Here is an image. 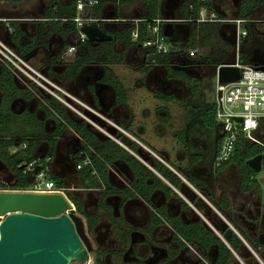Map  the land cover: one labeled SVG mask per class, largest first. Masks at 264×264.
Segmentation results:
<instances>
[{"label": "crops", "instance_id": "1", "mask_svg": "<svg viewBox=\"0 0 264 264\" xmlns=\"http://www.w3.org/2000/svg\"><path fill=\"white\" fill-rule=\"evenodd\" d=\"M71 1L58 0V3L64 6L69 5ZM166 2L167 0H161L160 2L161 16L168 13V7L165 5ZM214 3H216L215 0H213V5ZM179 4L172 9L174 14ZM45 10V0H24L15 6L0 2V40L17 53L19 51L17 46L21 47L23 51L26 47L33 45L32 49L22 57L33 68L39 70L67 94L96 110L102 118H105H100L101 122H99L105 129L106 126L110 125V120L107 119L110 118V115L106 112H112V117L116 119V122L112 123L133 139V143L137 145V149L134 153L119 146L137 159L156 178L155 180L153 177H148L146 183H144L146 186L149 184L159 185V180L178 195L177 188H174L153 169L152 165L154 164V160H156L178 176L181 182H188L194 189L195 187L188 181L189 178H192L197 184L202 183L207 197H204V199L198 197V200L192 206L185 202L188 209H182L179 200L172 196L167 197L165 195L167 191L161 188V185L160 189H155L148 196L145 186L141 187V183L133 175L130 166L121 159L114 161L108 167L106 181L109 185V191L101 196H96L100 187L84 189L78 184L79 173L72 174L73 156L77 148L80 149L83 147L85 142L70 128L65 129L57 139L55 151L52 156V176L58 178L60 181L69 178V176H73V183L80 186L83 192L88 193L87 198L80 204L81 207H83L84 202L88 198L92 197L94 205L100 206L102 208L101 210L107 214L105 223L112 225V228L118 231L128 230L129 237L124 242L129 245V256H133V261L135 259L146 264L148 260L154 259L157 250H160L162 253L160 259H167L168 261L173 259L176 261V264H216L219 259L220 261L223 260V256L221 257L217 253L216 245H211L207 249H204L202 254L194 251L195 249H191L190 244L185 243L173 229L174 223L182 222L185 226L199 224L202 228L210 231L212 236L217 237L233 254V258L228 260L227 264H264V195L261 193V190L258 188L255 191H251L250 194L242 193L240 190V173L234 164H229L225 168L217 171H209L206 167L200 165L201 155L199 153H193L191 155L197 158L199 157L197 163L190 162L188 158L190 155H187V159H184L185 156L183 154H179L178 159H175L174 163H168L170 156L163 150H158L155 146L153 147L149 144L150 137L146 135L145 126L137 123L135 118L131 116L127 104L126 91L112 67H130L133 71H139L143 74L142 77H144L143 84L148 87L155 80H166V83L174 86L179 83L180 79H166L165 69L159 65H154L151 70L145 72V63H147L149 55H144L145 51L138 47H133L127 51L125 50L124 52L135 50L138 55H141L142 59L141 64L138 66L135 62H130L129 59H126L125 56L124 63L109 66L111 72L122 85L126 98L125 103L117 104L112 87L100 81L103 76L102 66L85 64L75 76L70 72L69 66L74 62L75 55L81 49L77 46L76 32L67 33L66 36H61L59 33H52L45 41L39 44L36 43L37 40L34 36L39 23L50 22V20L44 19ZM21 12L23 15H16V13ZM222 13L224 16V12ZM121 14L122 11L118 10L113 4L104 5L100 10V18L103 19L123 20ZM137 17L131 18L130 20L137 19ZM66 22L62 21L61 24L66 25ZM119 23L121 22L112 21L102 23L103 27L108 30V33H105L110 35L109 33L116 29ZM13 24L22 32L17 39V44L12 40L14 33ZM172 31L174 33L173 39L175 40V44L183 47L184 45L177 40L179 39L178 35L181 34L179 25L175 24ZM70 48H74V51L67 54ZM117 51L122 52V49ZM63 54H66V57L64 61H61L59 58ZM1 65L3 64L0 62ZM178 66L180 69L177 70L181 71L185 67L183 65L181 66V64ZM159 69H163L165 73L162 75ZM12 78L18 88L29 89L32 96L30 99H24L21 96L17 97L10 104V110L16 114V109H19L16 115L29 113L37 121L42 123L41 129L43 132L46 134L52 132L55 127V121L52 118L46 117L41 106H47L45 99L53 97L47 93L40 97L39 92L41 90L35 85L29 82L21 83L13 75ZM33 86L36 88L35 91L32 89ZM149 89L153 90L151 87ZM66 114L72 120L84 121L73 116L68 109L66 110ZM86 128L99 141L111 140L107 136L97 134V131L88 123H86ZM209 131L214 132L197 135L196 131H194L195 133H192L193 135L190 136V145H188L186 140L187 144L185 147L191 146L194 150L200 151L211 148L213 150V160L220 133L217 127L209 129ZM42 148H44V153L39 157L45 156L48 146ZM42 148L40 150H43ZM88 152L90 156L94 155L93 150L89 149ZM171 162L173 161L171 160ZM116 166H119L123 171L118 170ZM92 174H95V172ZM223 195L226 197L229 207L223 209V212L220 213L216 207H223L221 203ZM227 226H230L234 230L233 235L242 242V246L239 249L240 253L232 251L229 244L227 245L222 239V234ZM147 243L152 248L143 255L140 248ZM197 245L198 242L194 240L191 246L195 248ZM250 245L256 246V248ZM195 252H198L200 256L196 255ZM252 257L255 261L251 260Z\"/></svg>", "mask_w": 264, "mask_h": 264}, {"label": "trees", "instance_id": "2", "mask_svg": "<svg viewBox=\"0 0 264 264\" xmlns=\"http://www.w3.org/2000/svg\"><path fill=\"white\" fill-rule=\"evenodd\" d=\"M24 0H0V2L7 3L9 5H18ZM76 0H72L69 5H60L58 0H45L46 10L44 19L50 20V22L39 23L38 29L34 38L36 43H41L52 33H59L61 36H66L67 33L75 32L74 24L71 22L76 16ZM98 5L93 9V17L100 18V10L102 6L107 4H113L118 10L124 11L131 7H138L139 14L136 24L132 21L121 22L117 25L111 33L113 38L110 42L91 43L88 41L77 42V46L80 47V51L75 55L74 62L69 66V70L73 76H75L80 68L85 64H96L102 66L103 76L101 82L109 84L115 95V101L117 104L125 103L126 98L122 85L118 82L116 76L111 72L109 66L113 64H122L125 61L124 51L137 47L130 41V34L136 28L139 31L140 44L146 39L147 26H151L153 21L162 18L160 15V2L161 0H97ZM263 5V0H240L238 12L236 14V20H257L254 18L256 10ZM201 8H206L208 13L214 12L213 0H181L180 4L175 11V17L179 20H187V26L192 29V34L189 36L188 44L182 48L170 49V52L166 55L154 54L151 49L143 50L144 55H149L144 68L145 72H148L154 65L162 66L165 69L167 79H180L188 80V75L180 69V67L173 66L172 63L179 62L182 64L179 54H185L188 50H198V54L190 60V66H211L216 68L222 65H229L234 62L230 53V47L219 37L220 23H197L198 13ZM220 19L221 16H218ZM62 21H67L66 25L61 24ZM100 28L108 33V30L103 27L102 23L99 24ZM256 23H244L242 28L246 31L247 36L244 42H247L251 36L258 32ZM13 36L12 40L17 44V39L22 33L20 29L13 24ZM168 42V41H167ZM120 43L122 45V52L116 50V45ZM19 55L22 57L28 51H30L33 45L26 47L25 50H21V47L17 46ZM199 48L208 49L207 51L200 52ZM153 61V63L151 62ZM238 61L243 65L252 64L249 62L248 55L243 51L238 54ZM178 63V65H180ZM187 65H185L186 67ZM183 69V68H182ZM33 91L36 88L32 87ZM0 161L6 166V168L12 174V179L8 185H4L0 182V189L9 191H23L30 185V176L23 173V165L33 160L40 159L44 162L46 158H52L55 145L59 136L67 128L73 130L86 144L85 150H93L94 155L91 156L92 168H86L78 172V184L84 189H91L96 187H104L105 192L109 191V185L106 181V173L108 167L116 160L125 161L131 168L133 175L141 183V187L145 186L148 196L152 194L155 189H165L167 197L172 196L179 200L182 209H188L185 202L178 197L172 190L167 188L162 182L157 184H149L146 186V179L148 177L156 178L147 169H145L141 163L131 156L126 150L121 148L115 142L106 139L99 141L92 132L86 128L84 121H75L68 117L66 114L67 108L54 98L45 99L47 106H41L44 110L46 117L52 118L55 121V127L49 134H46L41 129L42 123L37 121L34 116L29 113H23L16 115L10 110V104L17 97H23L24 99H30L32 93L29 89L18 88L12 78L11 72L3 65L0 66ZM157 99H161V96L156 95ZM202 124L206 129H213L216 127L214 118V104L208 109L202 116ZM184 135L180 132V142L186 146V141L183 139ZM177 137V136H176ZM40 139H44L47 142V152L44 157L36 155V144ZM259 142L264 143L260 139ZM25 145V148H23ZM89 148V149H88ZM13 149H18L16 152H11ZM137 149L136 144H132L129 148L134 152ZM264 153V148L257 143L250 142L243 138H240L236 144L232 156L224 163L220 169L225 168L229 164H234L240 173V190L244 194H250L251 191H255L259 188V183L255 179L256 174L246 166V162L258 155ZM189 160L192 163H197L199 157L189 156ZM153 169L160 174L169 184L174 188H179L181 180L178 176L172 173L160 162L154 160L152 165ZM95 172V174H92ZM51 180L57 187L61 188V181L49 174ZM188 181L195 187L197 191L203 197H207L206 191L203 189L202 183L197 184L192 178ZM140 194L143 195L142 192ZM66 198L72 203L75 212L82 213L80 203L72 198L70 193H65ZM223 207H216V209L222 213L223 209L229 207L226 197L223 195L221 199ZM97 219H88L87 227L91 232L96 224ZM173 229L177 235L185 241V243L192 245L196 240L198 245L195 246V250L199 253H203L204 249H207L211 245L217 246V253L223 260L217 261L216 264H227V261L233 258L231 251L225 247L221 241L211 235V232L202 228L199 224H190L185 226L182 222L173 224ZM123 239L126 240L128 236V230H123ZM229 246L235 253H240V247L242 242L235 235H232ZM256 248V246H252ZM95 264H103L101 260V252L98 250L95 252ZM252 261L255 259L252 257Z\"/></svg>", "mask_w": 264, "mask_h": 264}, {"label": "built area", "instance_id": "3", "mask_svg": "<svg viewBox=\"0 0 264 264\" xmlns=\"http://www.w3.org/2000/svg\"><path fill=\"white\" fill-rule=\"evenodd\" d=\"M204 2L205 0H201ZM76 16L71 22L74 24L76 38L78 42L87 41L84 34L81 33V28L85 25L105 23V22H126L132 21L135 24L139 21L122 20V19H103L93 17V9L98 5L97 0H76ZM197 23H225L229 22L224 18H219L215 12L208 13L206 8H201L198 13ZM172 23H187V20L174 19L172 21L166 20L163 17L153 21V24L147 26L146 39L140 44L139 31L134 29L130 34V41L137 44V47L142 50L151 49L154 54L166 55L170 49L174 47L170 41L163 35L162 28L165 24ZM236 27V41L237 44L246 36L242 25L244 21L233 20ZM168 41V42H167ZM174 48H179L176 45ZM74 51L70 48L67 54ZM198 54V50H188L185 54H179L183 66L187 65L191 59ZM148 56V55H147ZM0 62L12 73V75L21 83H31L40 90L44 91L67 109L75 113L86 123L97 129L99 132L106 134L108 138L113 140L116 144L121 145L118 136H111L107 130L96 122L91 121L84 115V110L88 109L95 116L102 118L98 112L83 103L80 107L75 106L78 103L75 98L67 94L64 90L54 84L49 78L43 75L39 70L33 68L23 57L12 50L6 43L0 40ZM153 63V61H151ZM239 70L240 79L234 83L219 84L216 76V87L214 97V118L216 127L220 133V144L217 152L214 155L213 167L220 168L226 163L235 148L236 142L243 138L253 143H257L264 148V143H261L255 137L261 126V120L264 119V73L255 69L253 64L243 65L238 59L232 65ZM220 66L217 67V70ZM261 121V122H260ZM110 125L115 127L120 134H126L123 130L118 128L113 123ZM133 140V139H132ZM25 148V145H23ZM18 149H13L11 152H16ZM129 151V150H128ZM72 164V174L78 173L86 168H92L91 156L85 150V144L78 149L74 154ZM52 158H46L44 162L40 159L33 160L23 165V173L30 176V185L23 192L32 193H59L65 195L77 190L73 183V178L69 176L67 179L61 180L62 187L59 188L51 180L49 174L52 173ZM264 169V153L262 154L261 170ZM3 170L6 174L3 179L0 177V182L4 185L9 184L8 179H12V174L6 166L0 161V171ZM70 175V174H69ZM0 191H9L0 189Z\"/></svg>", "mask_w": 264, "mask_h": 264}, {"label": "rangeland", "instance_id": "4", "mask_svg": "<svg viewBox=\"0 0 264 264\" xmlns=\"http://www.w3.org/2000/svg\"><path fill=\"white\" fill-rule=\"evenodd\" d=\"M180 1L181 0H172L173 4L171 9L176 7ZM234 3L235 4H231L230 7L223 9L221 7L219 8L218 3H214L215 10L217 12H224L223 18L229 21L220 23L219 37L228 45V47H230V53L234 62L238 59V54L243 51L248 55L250 63H264V25H257L256 28L258 29V32L253 34L247 42H244L243 40L237 44L236 27L232 22L236 15L239 0H235ZM138 14L139 9L134 6L122 11L121 16L123 19L130 20L131 18L137 17ZM16 15L23 14L21 12L16 13ZM254 18L264 21V5L256 10ZM177 25H179L181 32V34L178 35L179 39L177 40L185 46L188 44L192 29L184 23H177ZM180 47L182 48L181 45ZM116 49L121 50L122 45L118 44ZM207 50L199 48L200 52H205ZM124 56H126V59H129L130 62H135L138 66L141 64L142 57L141 55H138L135 50L124 52ZM178 63L179 62H174L172 65L178 68ZM112 69L118 75V79L126 91L128 99L127 104L131 116L135 118L137 123L145 126L144 129L146 135H149L150 137L149 144L153 147L155 146L156 149L163 150L167 153L170 156L168 163H174L175 159H178L179 154H183L185 156L184 159H187V155L191 156L193 153H199L201 155L200 165H203L209 171L212 170L211 161L213 150L210 148L208 150L200 151L196 149L194 150L191 146L185 147L180 142L179 133L181 132L185 135V137H182L185 141L187 140L188 145H190V136L195 133L194 131H196L197 135H205L206 133L211 132L209 129L203 127L201 116L210 109L214 103L216 87L215 68L211 66H190V61L187 62V66L184 67L182 71L188 75L189 79L180 80L179 83L174 85L175 89L179 90V94L183 93V95L174 100H170L172 98L157 99L153 93L154 89L152 88L153 90H151L148 86L143 84L144 77H142L143 74L139 71H133L130 67L120 66H113ZM159 71H161L162 75L165 73L163 69H159ZM45 94L46 93L42 90L39 92L40 97ZM77 102L78 103H75L74 105L80 107V105H78L80 101L77 100ZM18 110L19 109H16V114L19 112ZM70 112L76 118H80L72 111ZM106 113L110 115V118L107 119L110 120L111 123H115L116 119L112 117V112L108 111ZM261 121V129L258 130L259 132L255 133V137L264 141V119ZM105 124L107 123L105 122ZM95 130L97 131V134L106 136V134L99 132L97 129ZM45 146L47 147V144L44 139H40L36 145L34 153L38 156L42 155L44 153V148L42 147ZM41 148L43 150H40ZM143 152L148 155L145 150H143ZM171 160L173 162H171ZM5 174L6 173L3 170L0 171V177H2V179L6 177ZM256 179L259 182V189L264 195V169L256 174ZM74 186L77 190L70 192V194L72 198L76 199L81 204L83 200L87 198L88 193L83 192L80 186ZM92 259L93 255L91 254L89 260L90 264H92Z\"/></svg>", "mask_w": 264, "mask_h": 264}, {"label": "water", "instance_id": "5", "mask_svg": "<svg viewBox=\"0 0 264 264\" xmlns=\"http://www.w3.org/2000/svg\"><path fill=\"white\" fill-rule=\"evenodd\" d=\"M172 0H167L168 13L162 17L174 20ZM167 23L162 28L163 35L175 47L172 28ZM88 42H110L113 38L97 24L81 28ZM232 64L215 68L219 84L234 83L240 79L239 70ZM264 73V66L253 64ZM91 121L101 122L100 118L84 110ZM102 126V125H101ZM111 136H118L122 147L129 150L133 140L127 134H119L113 126H106ZM262 156L258 155L246 162L255 174L261 170ZM178 195L189 205H194L199 194L186 181H182ZM233 229L228 227L222 234L228 245ZM93 247L86 235L83 220L65 195L59 193H32L23 191H0V264H83L89 261Z\"/></svg>", "mask_w": 264, "mask_h": 264}, {"label": "flooded vegetation", "instance_id": "6", "mask_svg": "<svg viewBox=\"0 0 264 264\" xmlns=\"http://www.w3.org/2000/svg\"><path fill=\"white\" fill-rule=\"evenodd\" d=\"M215 1H216V3H218L219 8L221 7L222 9L226 8V7H230L231 4H235L234 3L235 0H215ZM239 4H240V0L238 3V8H239ZM263 5H264V0H263ZM263 5H261L260 7H262ZM238 8H237L236 14L238 12ZM215 13L218 16H221L223 18L222 12H220V14H219V12L215 11ZM235 18H236V15H235ZM235 18H234V20H236ZM244 23H256V25H259V26L262 24L264 25V21H261V20H247V21H244ZM246 36H247V33H246ZM246 36L242 39V41L245 40ZM65 57H66V54H63L59 58V60L64 61ZM257 65L258 66H264V63H261V64L258 63ZM168 80H171V79H168ZM149 87L154 89V92H153L154 96L158 95L164 99L172 98L170 100H174V99L178 98L179 96L183 95V93L179 94V90L175 89V87L170 86L168 83H166V80H163V81L155 80L154 82L152 81V83L149 85ZM260 129H261V126H260ZM219 144H220V139L217 141V148L215 150V153L217 152V150L219 148ZM215 153H214V155H215ZM213 159H214V156H213ZM261 163H262V161H261ZM116 168L118 170H120L121 172L123 171V170H121V168L119 166H116ZM219 169L220 168L216 169L213 167V160H212V170L217 171ZM71 177L74 178L73 176H71ZM255 179H256V177H255ZM8 180L10 181V179H8ZM100 189L97 191L96 196H101L105 193L106 190L104 187H100ZM194 190H196V189H194ZM197 192H198L199 196L204 199V197L200 194V192L199 191H197ZM179 198H181V197L179 196ZM182 200L184 202H186L184 199H182ZM93 201H94L93 198L90 197V198H88V200H86L84 202L83 207H81L83 214H79V213L75 212L83 220L86 235L89 238L91 245L93 247V252L91 253L93 255L92 264H95V258H96L95 252L98 250L102 254L101 260H102L103 264H145L144 262L137 261L135 259H134V261L132 260L133 256L132 257L129 256V254H130L129 245L125 244V242H124L125 240L122 237V235H123L122 231L121 230L120 231L115 230L114 228H112V225L105 223L107 214L101 210L102 208L100 206H95ZM92 218H96L97 222L94 225V228L92 229V231L89 232L88 227H87V222H88V219H92ZM233 233H234V230H233ZM128 235H129V233H128ZM128 237L129 236H127V238ZM181 245H183V244H181ZM184 246H186V245H184ZM189 246L191 249H193V250L195 249L191 245H189ZM151 248H152L151 245L149 243H147L146 245L142 246L140 248V250H141V253L144 255V253L151 250ZM194 251H196V250H194ZM195 253H196V255L200 256V254L198 252H195ZM91 254H89V260H90ZM161 256H162L161 251L157 250L154 259L148 260L146 264H176V261H174L173 259L169 260V261L167 259H164V260L160 259ZM86 263L90 264V261H87ZM86 263H83V264H86Z\"/></svg>", "mask_w": 264, "mask_h": 264}, {"label": "bare ground", "instance_id": "7", "mask_svg": "<svg viewBox=\"0 0 264 264\" xmlns=\"http://www.w3.org/2000/svg\"><path fill=\"white\" fill-rule=\"evenodd\" d=\"M233 235V234H232Z\"/></svg>", "mask_w": 264, "mask_h": 264}]
</instances>
